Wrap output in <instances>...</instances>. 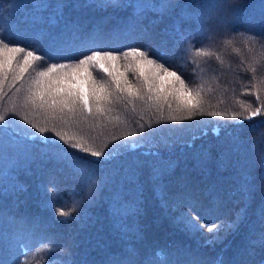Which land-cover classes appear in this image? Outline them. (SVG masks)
<instances>
[{
	"label": "trees",
	"instance_id": "1",
	"mask_svg": "<svg viewBox=\"0 0 264 264\" xmlns=\"http://www.w3.org/2000/svg\"><path fill=\"white\" fill-rule=\"evenodd\" d=\"M113 2L120 6H112ZM215 2L2 0L0 37L10 46L37 50L49 57L48 62L60 63L77 62L93 50L119 54L131 48L146 49L151 58L177 71L191 86L205 83L206 110L233 107L236 99L255 105L254 96H241L249 83L245 77L251 74L239 70L252 58L264 57L259 44L248 41L245 48L243 40V34L264 38V0H240L232 10V28L241 34V39L234 42L238 52L209 49L206 37L217 29L214 18H207L196 29L184 18L189 10L207 14L209 5ZM128 4L156 7L134 9L126 7ZM182 34L191 37V44ZM189 48L211 50L213 55L194 63ZM126 63L121 60L122 65ZM197 63L203 76L198 69L194 71ZM252 66L260 67L256 63ZM93 72L111 82L106 74ZM127 76L134 85L141 83L138 73L128 71ZM19 85L17 81L5 86L0 111L13 106ZM164 114H168L166 106ZM111 115L119 119L55 129L62 135L67 133L65 139L83 138L96 148L108 144L106 154L119 153L108 161L100 158L99 163L73 148L75 139L66 144L54 131L43 135L56 144H45L39 139H24L23 133L16 135L14 126L0 130V264H20L23 246L15 248L20 240L28 243L31 252L43 243L51 245V250L42 253L46 264H161L153 255L158 250L166 254L163 264H216L218 258H222V264H264V154H254L248 146L249 122L235 128L230 120L196 116L158 124L159 116L141 101H122ZM10 119L37 137L41 135L19 116ZM35 119L45 126L42 118ZM217 122L222 125L218 136L212 132ZM205 131L207 134L202 135ZM128 132L137 133L128 137V149L118 147L125 143L123 140L109 143ZM168 162H174L175 167L164 179L169 207L162 208L153 190L151 172L154 163L163 166ZM14 168L19 181L12 174ZM84 170L89 180L98 181L97 193L70 218L58 217L54 207L46 204L47 189L55 188V206L67 210L73 195L83 192ZM243 176L250 187L247 198L241 192ZM21 185L25 191L18 190ZM4 192L8 194L4 196ZM137 199L139 214L122 219V206L125 202L131 206ZM241 209L244 214L239 226L234 231H220L212 243H206L214 236L206 228L193 235L177 222L181 213L191 211L209 224H227Z\"/></svg>",
	"mask_w": 264,
	"mask_h": 264
},
{
	"label": "snow or ice",
	"instance_id": "2",
	"mask_svg": "<svg viewBox=\"0 0 264 264\" xmlns=\"http://www.w3.org/2000/svg\"><path fill=\"white\" fill-rule=\"evenodd\" d=\"M2 3V0H0ZM240 0H216L209 5L207 14L189 10L184 14L186 22L191 28L196 29L202 26L207 18H214L217 23V29L206 37V43L209 49L231 48L233 52L239 49L234 47V42L241 39V34L232 28V10L239 6ZM107 6V5H105ZM112 6L118 7L119 4L113 2ZM62 8L63 5H57ZM126 7L134 9H144L156 7L155 5L128 4ZM139 14V13H137ZM187 44H191V37H183ZM245 48L247 42L251 41L259 44L264 52V38L256 37L252 34H243ZM191 53L192 61L195 63L199 58L211 57V50L203 48L188 49ZM121 60L127 63L122 65ZM49 57L38 54L37 50H28L25 47L10 46L5 38L0 37V96L6 95L5 86L11 87L12 84L19 81V87H16V100L11 108L0 111V130L7 131L13 127L16 135L23 133V137L29 141L39 139L47 144H56V141L50 140L43 135L46 132L54 131L57 126L78 127L82 124H90L95 121L110 123L113 119L112 113L116 110V105L122 101L127 104H133L134 101H141L148 106V110L154 111L159 119L156 123H166L168 121L179 122L181 120H191L196 116H209L220 118V120H230L235 128H242L245 122L248 124L246 141L250 150L254 154H264V57L259 60L252 58L250 63L239 71L250 73L249 83L241 92V96L251 95L255 97V105L245 103L242 99H236L233 107L224 110H206L204 101L205 83H198L191 86L175 70H170L162 62L151 58L149 50L131 48L122 53H115L107 50H93L91 54L84 55L77 62H48ZM259 64L260 67H253L252 64ZM93 69L102 72L111 78V82L99 79L94 74ZM203 76L204 72L200 64L197 63L196 70ZM134 71L138 73L139 85H134L128 79L127 72ZM27 74V76L25 75ZM239 75V72L236 73ZM168 109L165 116L164 108ZM238 108V110H237ZM19 116L25 123L30 124L31 128L36 129L41 135L37 137L29 132L27 128L16 123L10 117ZM40 117L45 126H41L35 119ZM259 118V119H258ZM47 125H51L48 127ZM151 127V124H149ZM222 125L217 122L212 129L213 135H219ZM16 129H19L17 132ZM143 129H141L142 131ZM55 134L64 141L75 139L77 142L71 146L81 152L89 154L96 158L93 163H99L100 158L108 161L113 159L118 152L106 154L108 144L99 148L91 146L87 140L75 136L65 139L67 133L62 135L60 132ZM203 132L202 135H206ZM137 135L136 132L125 133L121 137H113L109 143L116 140H123L125 143L118 145L125 149L129 148L128 137ZM255 137V139H254ZM238 139V138H237ZM132 143H136L132 141ZM138 145V144H137ZM191 146V144H189ZM139 147V145H138ZM157 156L158 153H150ZM175 167L174 162H168L166 165L154 163L152 165L151 179L154 186V193L161 202L162 208H168L166 198L164 179ZM17 168L13 169V176L16 181L20 177L16 175ZM83 192H76L73 195L71 206L65 209L62 206H55V196L58 195L55 188H48L49 199L46 201L48 207H54L55 214L58 217L70 218L72 212L82 206L85 201L91 202L97 193V186H89V176L86 170L81 173ZM14 189L17 184L13 182ZM89 187L90 195L84 198L85 187ZM19 191H25L26 187L21 185ZM241 192L245 198L250 194L249 182L246 176L242 177ZM8 193L4 192L3 195ZM68 202L66 201L65 204ZM123 216L126 219L129 216L135 217L139 214V199L134 201L131 206L127 202L122 206ZM244 209L236 215L235 220L224 223H211L207 220L201 221L200 216L189 211L181 213L177 217V222L183 225V230L190 234H196L206 228L208 233H214L211 239L206 243H212L213 239L218 238L222 230H235L243 219ZM127 228L124 232L127 233ZM137 229V233H138ZM48 244V243H43ZM42 244V245H43ZM21 254L28 256L31 249L25 240L16 242L15 248L21 249ZM131 251V249H129ZM157 261L163 264L167 257L163 250H158L154 254ZM216 264H222V258H218Z\"/></svg>",
	"mask_w": 264,
	"mask_h": 264
},
{
	"label": "clouds",
	"instance_id": "3",
	"mask_svg": "<svg viewBox=\"0 0 264 264\" xmlns=\"http://www.w3.org/2000/svg\"><path fill=\"white\" fill-rule=\"evenodd\" d=\"M255 139V137H254ZM98 184V181L95 178H92L89 180L88 185L89 186H96ZM90 195L89 193V187H85V193L84 198H87ZM51 245L49 244H43L39 247L38 250H33L28 254V256H22L20 260V264H46V260L42 256V253L44 251L51 250Z\"/></svg>",
	"mask_w": 264,
	"mask_h": 264
}]
</instances>
